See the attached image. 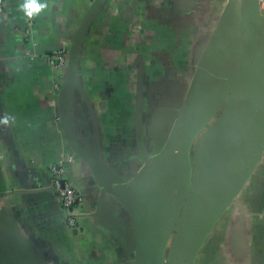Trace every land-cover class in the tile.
<instances>
[{
    "label": "crops",
    "instance_id": "crops-1",
    "mask_svg": "<svg viewBox=\"0 0 264 264\" xmlns=\"http://www.w3.org/2000/svg\"><path fill=\"white\" fill-rule=\"evenodd\" d=\"M38 2L31 18L23 0L0 13V117H14L0 124V264H142L183 137L215 107L189 148L192 178L211 132L261 142L192 264H264V17L247 0ZM82 25L73 78L55 92L47 55ZM69 155L75 229L46 169Z\"/></svg>",
    "mask_w": 264,
    "mask_h": 264
},
{
    "label": "water",
    "instance_id": "water-1",
    "mask_svg": "<svg viewBox=\"0 0 264 264\" xmlns=\"http://www.w3.org/2000/svg\"><path fill=\"white\" fill-rule=\"evenodd\" d=\"M252 14L264 17L261 0H247ZM84 25L80 28L78 37L74 40L66 76V86L73 78L80 49L79 36L83 33ZM252 35L248 38L250 46ZM248 48H246L247 50ZM242 65L239 67L241 71ZM229 86L231 84L229 83ZM228 90L224 92L227 94ZM214 109L199 116L198 120L188 129L183 137L178 151L180 162V179L175 192L170 191L166 203L158 206L153 212L163 217L158 226L151 231L147 251L141 254L142 264H192L194 257L207 236L215 220L227 206L231 196L236 194L243 178L250 170L248 150L259 147L257 142L253 147H246V141L239 132L225 139L218 137L217 130L210 133L206 142L199 146L196 159L195 174L189 157V148L199 129L208 121ZM215 135V137H214ZM54 191V190H53ZM188 193L190 196L188 197ZM165 210V211H164ZM170 243V254H167Z\"/></svg>",
    "mask_w": 264,
    "mask_h": 264
},
{
    "label": "built area",
    "instance_id": "built-area-1",
    "mask_svg": "<svg viewBox=\"0 0 264 264\" xmlns=\"http://www.w3.org/2000/svg\"><path fill=\"white\" fill-rule=\"evenodd\" d=\"M6 0H0V13L5 12ZM261 8L264 9V0H261ZM71 46L63 43L47 55V61L57 74V79L53 85V91L61 92L64 80L66 79ZM73 155L66 159H61L49 163L46 167L50 188L57 194L58 200L63 210L64 222L72 229L78 228L81 216L80 201L81 194L76 185L68 177L69 164L73 161Z\"/></svg>",
    "mask_w": 264,
    "mask_h": 264
},
{
    "label": "clouds",
    "instance_id": "clouds-1",
    "mask_svg": "<svg viewBox=\"0 0 264 264\" xmlns=\"http://www.w3.org/2000/svg\"><path fill=\"white\" fill-rule=\"evenodd\" d=\"M47 7L48 5L46 3H40L38 0H23V3L19 5V8L23 11L24 15L29 18L37 15ZM13 119L14 117H11L10 115H4L0 117V124H9L10 120Z\"/></svg>",
    "mask_w": 264,
    "mask_h": 264
}]
</instances>
